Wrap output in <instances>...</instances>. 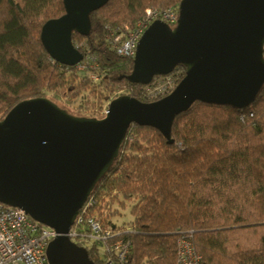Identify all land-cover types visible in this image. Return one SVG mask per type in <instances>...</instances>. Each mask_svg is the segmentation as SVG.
<instances>
[{"label": "trees", "instance_id": "1", "mask_svg": "<svg viewBox=\"0 0 264 264\" xmlns=\"http://www.w3.org/2000/svg\"><path fill=\"white\" fill-rule=\"evenodd\" d=\"M180 1L108 0L91 12L88 34L71 35L92 57L81 71L54 61L40 40L42 25L64 14L62 0H0V120L48 92L71 100L89 91L99 101L125 84L129 96L151 102L146 86L125 79L133 59L115 54L109 39L147 9H177ZM184 74L183 65L169 73L178 82ZM170 134L169 144L157 129L131 124L88 196L104 224L118 214L113 204L129 203L130 226H115L130 242L127 264H176L181 235L202 264H264V84L244 108L194 102Z\"/></svg>", "mask_w": 264, "mask_h": 264}, {"label": "water", "instance_id": "2", "mask_svg": "<svg viewBox=\"0 0 264 264\" xmlns=\"http://www.w3.org/2000/svg\"><path fill=\"white\" fill-rule=\"evenodd\" d=\"M108 0H62L64 14L47 20L40 40L48 55L76 66L83 54L72 32L87 35L91 12ZM264 0H181L173 27L155 20L136 46L125 79L147 85L185 67L167 96L110 101L103 118L78 117L46 97L19 102L0 120V202L24 210L57 235L47 264H95L66 235L97 181L118 156L131 124L157 129L171 143L175 117L198 101L249 106L264 84Z\"/></svg>", "mask_w": 264, "mask_h": 264}, {"label": "built area", "instance_id": "3", "mask_svg": "<svg viewBox=\"0 0 264 264\" xmlns=\"http://www.w3.org/2000/svg\"><path fill=\"white\" fill-rule=\"evenodd\" d=\"M177 18L178 8L147 9L143 18L114 32L109 45L118 56L133 59L139 39L153 21L160 20L171 26ZM91 61L92 57L83 56L76 66L82 71ZM91 78L97 79L93 74ZM178 83L169 74L154 76L144 85L146 96L150 101L159 100L170 94ZM108 106L101 112L102 117L108 113ZM93 203L88 197L66 235L72 243L90 252L97 264H127L130 242L120 236L116 224H104L90 212ZM56 235L53 228L34 220L21 208L0 202V264H47L46 248ZM176 264H202L187 235L176 240Z\"/></svg>", "mask_w": 264, "mask_h": 264}, {"label": "rangeland", "instance_id": "4", "mask_svg": "<svg viewBox=\"0 0 264 264\" xmlns=\"http://www.w3.org/2000/svg\"><path fill=\"white\" fill-rule=\"evenodd\" d=\"M93 76L96 77L95 74ZM92 80L97 81V79L93 78ZM129 91V87L122 84L115 89L113 93L99 101L93 95H90L89 91H85L71 100L66 97L55 96L52 92L46 93L45 97L56 103L59 107L65 109L71 115L78 117L103 118L101 112L106 109V106L110 101L121 95H128ZM125 205V208L120 209L116 204H113V207L117 208L116 210L118 214L111 218V222L119 227L121 226L127 229L130 226L129 221H131V215L129 213V203L126 202Z\"/></svg>", "mask_w": 264, "mask_h": 264}]
</instances>
